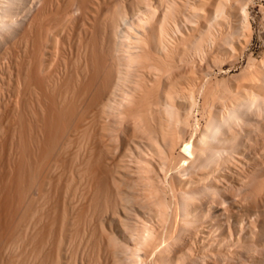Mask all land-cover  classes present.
<instances>
[{
	"label": "bare ground",
	"instance_id": "1",
	"mask_svg": "<svg viewBox=\"0 0 264 264\" xmlns=\"http://www.w3.org/2000/svg\"><path fill=\"white\" fill-rule=\"evenodd\" d=\"M252 1L0 0V264H264Z\"/></svg>",
	"mask_w": 264,
	"mask_h": 264
},
{
	"label": "rangeland",
	"instance_id": "2",
	"mask_svg": "<svg viewBox=\"0 0 264 264\" xmlns=\"http://www.w3.org/2000/svg\"><path fill=\"white\" fill-rule=\"evenodd\" d=\"M180 1H183L185 4L188 1L190 3V4L187 3L186 7H188V5L191 6V3L195 2L196 0L195 1L193 0V2H192V0L191 1H189V0H180ZM185 8L183 7L182 10L184 11ZM189 8L190 7H188L186 9V11L187 10L189 11L190 10ZM187 12H185V13H187ZM248 15H247V20L249 22V28H250V29H248L249 31H247V33H246L245 32L246 30H243L244 28H242V30H240V31L238 30V32L243 31L244 33H246L245 36H246L247 39L242 37V38H244L243 39L244 43H243V40L240 39L241 37L239 38V36H238V40L239 41L236 40L237 38L236 39L234 38L233 43H234V46L237 48L239 55H237V57H236L237 59L236 60H232V62L231 61H226L222 65L223 72L220 74L224 78H227L228 76H231V75H235L236 78L234 77L235 79L234 78L233 79H234V81L236 83H239V78H240V81H241V79H243L242 78L243 75L242 74L239 75V72H240L241 68L243 66H245L247 61L248 60L259 61L260 59H262L261 57L264 55V0H253L252 3H250L249 6H248ZM212 28H214V27H212ZM213 30H215L216 33H217L216 28H214ZM213 30H212V33L214 35L215 32ZM250 31H252V32H250ZM243 34L239 33L240 36H243ZM245 41H246V43H245ZM240 43H241V46L239 45ZM206 45H208L207 47L209 48L210 47V42L207 43ZM242 45H244V46L242 47ZM239 50L242 51V52H240ZM221 88H223V87H221ZM234 195L236 196V194H233L232 196L234 197ZM234 198H237V196L234 197ZM233 208L236 209L237 207L233 206ZM209 209L214 213V215L217 214L218 211L221 212L220 208L219 207L217 208V206L210 205ZM258 211L261 214L263 213L262 216L264 215V210L263 209H259ZM258 211L257 212L253 211L252 216H251V217H253L252 219L255 218V216L258 213ZM234 217H236V216H234ZM234 217L231 216L230 218H228V221L230 220L231 221V222L229 221L230 223H232V222L235 223L236 222V226L237 225L239 226V223L237 224V220L235 221ZM243 218H244V216H243ZM246 228L248 230L250 228V226H248V224H247ZM197 244L199 245L200 243L194 241V248L195 249L199 248V246H197Z\"/></svg>",
	"mask_w": 264,
	"mask_h": 264
}]
</instances>
